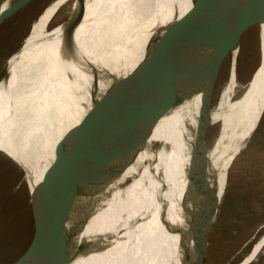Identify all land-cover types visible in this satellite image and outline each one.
<instances>
[{"label": "bare ground", "instance_id": "6f19581e", "mask_svg": "<svg viewBox=\"0 0 264 264\" xmlns=\"http://www.w3.org/2000/svg\"><path fill=\"white\" fill-rule=\"evenodd\" d=\"M64 1L56 0L39 16L19 51L9 59L8 81L0 80V133L26 114L43 109L52 154L58 141L88 111L92 95H101L113 81L130 74L143 57L144 43L151 33L181 17L191 5L190 0H80L71 23L48 28ZM260 28V69L241 95L235 94V74L223 88L217 107L210 113L214 120L221 118V136L207 155L198 156L199 148L193 147L190 137L186 138L184 146L144 158L140 153L148 141L141 145L129 167L104 187L99 208L74 211L78 218L87 214L75 242L88 245V250L81 252L70 264H100L112 244L118 247L121 255L106 264L118 258V264H164L186 241L191 242L193 264L202 202L215 213L230 163L246 147L264 113V23ZM92 38L100 40L98 47L92 46ZM220 40L223 56L231 38L229 44L228 39ZM72 41L79 55L96 69L95 79L72 58L64 56L66 43ZM218 41L205 36L175 41L179 47L177 62H173L175 77L183 82L174 92L168 87L154 92L147 110L139 117L140 133L150 130L151 136L160 134L166 124L180 114L182 110L177 114L172 108L180 99L189 96L191 86L201 77L211 56H218L215 47ZM45 43L51 44L52 49L37 63V54ZM181 47L187 48L186 55H182ZM168 62H165L166 68ZM52 64L54 76L48 70ZM41 71H45L41 78L43 94L27 82L35 72ZM30 97L37 99L28 101ZM151 108L156 112L149 118L154 122L148 126ZM41 113L38 111L34 116L40 118ZM210 116L202 118L201 123L209 121ZM138 130L135 129L137 135ZM31 175L37 185L41 179L39 169ZM200 191L205 193L203 197ZM127 223L138 226L128 232L123 229ZM71 224L66 225V231ZM263 246L264 238L240 264H250Z\"/></svg>", "mask_w": 264, "mask_h": 264}, {"label": "water", "instance_id": "95a60500", "mask_svg": "<svg viewBox=\"0 0 264 264\" xmlns=\"http://www.w3.org/2000/svg\"><path fill=\"white\" fill-rule=\"evenodd\" d=\"M34 1L36 0H2L0 25ZM190 2L189 9L181 17L151 33L144 43L143 57L130 74L113 81L101 95H92L90 108L79 123L67 131L55 145L50 166L32 190L28 187L24 166H15L24 173L26 189L25 201L20 209L16 208L14 219L23 223L25 228L27 226V238L21 252L8 264H70L81 252L88 250V245H76L75 242L87 214L78 218L74 211L100 207L104 187L129 167L138 149L148 139L149 131L137 135L135 129H139L140 133L139 117L147 110L151 96L164 87L174 92L175 87L182 84V80L177 81L173 66V62H177V39L191 36L229 39L248 33L264 23V0ZM73 17L68 16L61 25L71 23ZM99 41L92 38V46L98 47ZM180 50L183 51L182 55H186V47H181ZM63 54L96 78V69L86 58L79 55L74 41L66 43ZM166 61H169L168 68L165 67ZM220 69L221 64L209 89V109ZM196 75L197 73L194 74ZM2 79L8 81L6 69ZM155 112V108L148 111V120ZM210 125L206 119V127L199 144L200 158L207 155L204 143ZM14 138L15 141L12 140L11 144L13 147L23 137L18 135ZM18 179L16 185L20 183ZM204 195L200 191V196ZM218 208L213 213L212 207L202 202V215L197 229V255L193 264L204 262ZM74 218L77 220L74 221ZM70 223L72 224L66 231V225Z\"/></svg>", "mask_w": 264, "mask_h": 264}, {"label": "rangeland", "instance_id": "374dc122", "mask_svg": "<svg viewBox=\"0 0 264 264\" xmlns=\"http://www.w3.org/2000/svg\"><path fill=\"white\" fill-rule=\"evenodd\" d=\"M55 1L36 0L0 25V80L10 57L18 50L42 14ZM79 2L80 0L64 1L48 28L61 24L68 16L71 17L77 10ZM260 30L259 25L243 34L240 39L231 38L230 46L227 51H223V56L219 39L215 45L218 56H211L205 71L191 86L189 96L180 99L172 108V112L176 111L177 114L182 110L180 114L171 119L160 134L151 136V131L147 130L149 136L146 142H148L140 153L142 158L184 146L187 137L192 138L193 147L199 148L206 127H203L206 123H201V119L211 115L208 121L211 125L206 132L204 143L207 154L221 136V118L214 120L213 114L210 113L217 107L223 88L226 87L232 74H235V94L241 95L245 86L254 79L260 69ZM51 49L52 45L45 43L37 54L36 62L43 60ZM133 60L131 61L135 64ZM220 64L221 69L209 109L207 97ZM48 70L54 76L53 64ZM44 74L45 71L35 72L27 79L31 87L40 90L42 94L44 81L42 82L41 78ZM36 99L30 97L28 101ZM38 111L42 112L40 118L34 116ZM43 115V109H36L22 117L14 126L0 133V152H2L0 153V264L11 262L21 252L27 238L25 233L27 226L25 228L23 223L14 219L16 208L20 209L25 201L26 189L24 173L19 168H15L16 164L24 166L28 187L32 190L36 186L31 177L33 171L38 168L39 178H42L53 159ZM150 121L148 126L154 122V119ZM145 131L139 135L144 134ZM18 135L23 138H20L18 145L11 146L13 138ZM16 179L20 181L17 185ZM225 182L217 197L219 208L210 232L203 264H237L251 254L250 250L255 242L264 238L262 237L264 235V113L252 138L229 168ZM137 226L127 223L123 229L133 232ZM190 243V241L184 242L164 264H191L193 253ZM119 255L121 253L118 247L112 244L100 264H106ZM118 260L119 258L111 261V264H118ZM250 264H264V247Z\"/></svg>", "mask_w": 264, "mask_h": 264}]
</instances>
